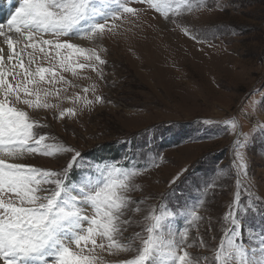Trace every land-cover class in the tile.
I'll list each match as a JSON object with an SVG mask.
<instances>
[{
    "label": "rangeland",
    "instance_id": "rangeland-1",
    "mask_svg": "<svg viewBox=\"0 0 264 264\" xmlns=\"http://www.w3.org/2000/svg\"><path fill=\"white\" fill-rule=\"evenodd\" d=\"M2 2L7 8L8 3ZM125 2L139 15L117 22L118 37L94 41L82 36L60 38L85 49L94 48L106 63L96 62V70L77 69L75 75L60 72L67 83L42 85L60 90L59 98L48 97L50 104L58 106L25 110L45 126L41 134L49 137L46 143L50 145L73 147L86 154L89 162L96 157H135V162L148 165L135 169L141 172L134 179L142 192L138 189L131 194L134 199L141 198L133 207V220L143 221L135 207L147 214L158 204H170L180 211L198 205L201 220H175L177 224L184 220L199 251L197 233L206 240L215 236L218 242L231 227L224 214L236 192L254 209L264 207V132L260 131L264 128V106L260 104L264 97V0H191L195 10L182 13L189 23L179 22L171 12L165 17L140 0H119L118 4ZM115 3L113 0L102 11L110 15ZM7 18L1 23L6 24ZM44 39L54 37L45 34ZM0 45L7 52L2 38ZM22 47L23 43L18 44L16 51ZM32 51L28 48L22 53L26 67ZM34 55L40 66H48L38 50ZM77 59L90 63L83 56ZM14 63L17 61L5 62L4 70ZM16 71L22 70L17 67ZM8 79L13 82L12 77ZM76 95L101 100L89 110L83 100L73 103L68 99ZM69 107L76 108V115L59 118V112ZM231 123H236L235 131ZM112 147L116 149L110 151ZM237 152L243 154V161L236 157ZM63 155L24 159L54 170L63 162L57 156ZM239 163L244 164L243 170L237 167ZM183 169L187 171L170 192V180ZM243 224L245 234L251 237L247 246L258 249L264 217L253 211ZM133 230L140 229L134 224L129 234ZM96 253L111 264L130 258L127 254L111 256L100 249Z\"/></svg>",
    "mask_w": 264,
    "mask_h": 264
},
{
    "label": "snow or ice",
    "instance_id": "snow-or-ice-1",
    "mask_svg": "<svg viewBox=\"0 0 264 264\" xmlns=\"http://www.w3.org/2000/svg\"><path fill=\"white\" fill-rule=\"evenodd\" d=\"M111 2L8 0L5 9L0 0V13L8 11L10 15L6 24L0 23V38L7 47V52L0 48V96L3 97L0 98V264H106L97 255V249L111 256L127 254L130 257L116 260L115 264H264V230L259 233V248L250 250L247 245L251 237L245 234L243 224L244 218L253 211L264 217V207L254 209L252 204L244 203L241 192H236L224 214V220L231 227L222 233L218 242L215 236L206 240L197 233V251L184 220L202 219L197 214L198 205L180 211L170 204H158L147 214L135 207L143 221L133 220V207L141 198L134 199L131 194L138 189L142 192L134 179L141 172L135 169L148 165L135 162V157L123 160L96 157L89 162L84 158L86 154L73 147L50 145L46 143L49 137L41 134L45 126L39 125L25 110L58 106L50 104L48 97L59 98L60 90L53 91L42 85L67 83L60 72L71 71L75 75L77 69L96 70V62L106 63L94 48L85 49L70 39L60 38L82 36L94 41L105 36L118 37L120 24L117 22L139 13L125 2L119 5L118 12L106 15L102 9ZM16 3L19 6L12 11ZM140 3L163 12L165 17L174 13L181 23H189L183 11L195 10L191 0H140ZM185 33L191 35L188 29ZM45 34H51L54 39H44ZM20 43L23 47L18 52L16 47ZM28 48L33 51L28 52L26 67L22 53ZM37 50L48 63L47 67L40 66L34 55ZM81 56L90 63L79 62L77 58ZM13 60L17 63L5 71V62ZM34 63L37 66L33 69ZM17 67L22 71H16ZM68 99L73 103L83 100L84 108L89 110L101 100L79 95ZM260 104L264 106V97ZM75 115L74 107L59 112L61 119ZM230 128L235 131L236 123H231ZM260 131L264 132V128ZM237 147H241L239 142ZM58 153L65 155L57 156L63 162L54 170L34 166L24 159L38 155L53 157ZM235 155L243 161L241 152ZM237 167L243 170L244 164L239 163ZM186 171L183 169L170 180V192ZM196 186L200 188L199 184ZM178 217L184 220L177 224ZM134 224L140 230L129 234Z\"/></svg>",
    "mask_w": 264,
    "mask_h": 264
},
{
    "label": "trees",
    "instance_id": "trees-1",
    "mask_svg": "<svg viewBox=\"0 0 264 264\" xmlns=\"http://www.w3.org/2000/svg\"><path fill=\"white\" fill-rule=\"evenodd\" d=\"M115 149H116V148H114V147H112L111 150H110V148H109L110 151H114ZM95 151H97V150H95Z\"/></svg>",
    "mask_w": 264,
    "mask_h": 264
},
{
    "label": "bare ground",
    "instance_id": "bare-ground-1",
    "mask_svg": "<svg viewBox=\"0 0 264 264\" xmlns=\"http://www.w3.org/2000/svg\"><path fill=\"white\" fill-rule=\"evenodd\" d=\"M1 46V45H0Z\"/></svg>",
    "mask_w": 264,
    "mask_h": 264
}]
</instances>
